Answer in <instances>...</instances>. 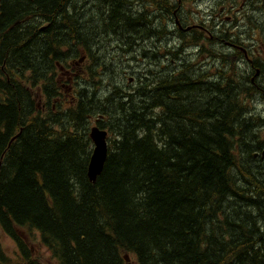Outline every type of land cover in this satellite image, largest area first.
<instances>
[{"label":"trees","instance_id":"obj_1","mask_svg":"<svg viewBox=\"0 0 264 264\" xmlns=\"http://www.w3.org/2000/svg\"><path fill=\"white\" fill-rule=\"evenodd\" d=\"M83 1L0 0V73L20 69L15 79L0 76V232L17 244L20 261L0 240V264H41L27 241L34 233L58 264H264V45L256 56L253 48H228L224 40L237 43L226 35L214 37L208 51L225 67L205 73L211 88L191 83L190 63L157 55L158 73L140 78L125 67L118 81L131 74L137 84L124 92L104 78L114 62L100 56L111 41H95L92 31L104 26L93 29L77 15ZM119 1L95 0L93 10L115 9L111 27L126 39L138 22L129 21L125 2L116 9ZM45 22L50 28L32 38ZM135 34L143 48L158 36ZM161 35L171 36L164 28ZM84 39L98 59L89 65L92 86L80 87L64 117L40 112L28 68L43 72L61 46L70 53ZM189 51L186 62L200 66L203 48ZM95 124L109 132V154L91 182Z\"/></svg>","mask_w":264,"mask_h":264},{"label":"flooded vegetation","instance_id":"obj_2","mask_svg":"<svg viewBox=\"0 0 264 264\" xmlns=\"http://www.w3.org/2000/svg\"><path fill=\"white\" fill-rule=\"evenodd\" d=\"M204 1L205 2L201 5H197L196 0H120L116 7L117 10L118 7H125V5L132 8L133 15H129V21L137 19L138 24L134 28L135 33L144 32L146 30L158 32V36H153L154 41L150 45L152 49L151 52H147L146 48L142 47L140 38H137L136 34L132 33L126 38V43L125 40L122 42L123 45L121 50L124 51L122 59L120 58V60L124 62L137 60L143 53L151 55L156 60L158 59L156 58L157 55L159 57L161 56L163 59L164 56L169 53L167 50L172 49L174 51V56H172L171 62H177L178 60H187L192 57L191 51H187L188 55L182 53L183 47L188 49L187 47L198 46L199 48H203V52L200 51L198 59L204 60L203 69L205 70L206 59L210 55L208 49L211 47L214 38L213 32H221L225 27L233 28L232 31L242 32H260L264 30V0ZM93 7L95 8L97 6ZM105 11H107V13L102 15L101 9L96 8L95 10H91L89 6L85 11L78 14L75 12L74 14L82 15L87 24H89L88 22L91 23L90 26L93 29L97 27L98 23H102L104 26L103 33L92 31L96 34L95 41L101 44L107 39L110 40L111 36H113L115 39H111L112 43L118 49L117 43L125 38L120 36L117 31L113 32L114 34L111 35V32L114 30L111 25L116 23L113 14L115 9L108 7L104 12ZM104 16L106 19L103 18ZM30 21H36V19H30ZM27 26L30 25L28 24ZM50 26V22H45L39 29L34 30L36 33L32 38L38 37L41 32L48 30ZM54 27L55 32L63 28L60 22L59 25L55 24ZM163 28L171 35L168 40H166L168 41L167 44L163 39V35H161L163 33ZM105 34L106 36H104ZM194 34L198 37L197 43H192V38H190V35L194 36ZM224 42L228 44L227 41L224 40ZM251 42L252 45H247L248 42L242 41L240 44L237 43V45L227 46L235 51L243 48V46L247 49H255L264 45V42L261 44L260 41L254 40L253 38ZM181 43L182 47L180 46ZM165 44L166 47L164 49H166V54L161 51ZM110 49L108 47H102L103 55H105L112 64L114 59L112 58L113 54H110ZM111 50L115 51L116 49ZM157 50L159 53H156ZM141 51L143 53H141ZM132 53H134L133 57L131 56ZM59 54L60 57L57 56L56 59L50 55L49 60L51 64L47 65L43 72H41L42 69L37 71L34 67H29L27 70L30 80V89L35 100H37V108L40 112L49 114L52 117L55 115L64 117L67 109L78 102V88L80 86L82 87L83 81L86 80L83 78L90 77L93 79L95 75L91 74L89 65L98 62V59L93 57L95 53L90 44V39H84L83 42L80 40L76 43L74 42L70 47V53L66 45L61 46ZM200 70H202V68H200ZM18 75H20V69H13L12 67L6 68V66L2 68L0 73L1 77H5L8 80L15 79ZM95 78H97V76ZM36 79H41L38 87H36ZM129 79L131 80L133 78ZM65 97L70 98L65 100Z\"/></svg>","mask_w":264,"mask_h":264},{"label":"rangeland","instance_id":"obj_3","mask_svg":"<svg viewBox=\"0 0 264 264\" xmlns=\"http://www.w3.org/2000/svg\"><path fill=\"white\" fill-rule=\"evenodd\" d=\"M85 3H87L88 6ZM79 5L80 6H78L76 8L77 9L76 11L79 12V13H81L82 11H85V9L88 8L89 6L91 7V10L94 9L93 6H97V5H95V0H84L83 2L79 3ZM259 18H260V16H259ZM74 24H75V26H77L76 23H74ZM27 27H29V26H27ZM115 31H117V29L114 28V30L112 32H115ZM35 33H36L35 31L32 32L33 35ZM119 35L122 36V37L127 36V35L124 36V34L122 35L121 32H120ZM58 36L59 35L56 34L55 36H53V38L51 40L52 43H54V45H53L54 47H56V42H57V40H56L55 37H58ZM252 37H253L254 40L260 41V43L263 44L264 35H262L260 33L259 34L256 33ZM111 39H115V38H113V36H111V38H110L111 45L109 47V49L110 48L111 49H116L115 51H112L110 49V54H113V57L112 58L114 59V66L110 70V74L108 73L104 78L105 79L112 78L113 79L112 81L114 82L113 85H116V88H120V89H123L124 88V92H126V89H127L128 85H129V83L127 85L126 83H124V80H123L122 83L118 81L122 77L121 75L124 73L125 67H127V68L130 67L129 70H131L132 72H136L137 75H139L138 77H140V78H144L146 76V74L151 75L153 73H158V71H156V70L154 71V69H157L158 68V67H154V66H156L154 64L157 63V62H160V60L159 59H157V60L154 59V57H152L149 54H143L137 60L130 61L132 63L131 65H128L126 62L121 61L120 58L122 57V52H121L122 45H123L122 42L125 40V43H126V39H121L117 43V46L119 47L118 49L114 46V44L112 43V40ZM152 41H153V39L150 42H152ZM150 42L145 43V48H146L147 52H151V50H152L150 48ZM165 43L167 44V42H165ZM214 49H215V51H218L219 50V47L214 45ZM156 53H159V51L157 50ZM187 54H184V55H187ZM102 56H103V53H102V55L100 57H102ZM131 56L133 57L134 56V53H132ZM172 56H174V53H171L170 55L167 54V55L164 56L163 60L165 62H168L169 63L170 61H172ZM156 58H157V56H156ZM234 61H235V59H234ZM177 62L179 64H181V63H190L192 65V67L197 70L198 73L200 71V68H202V70H203V67H204V65L197 66L195 64V61L194 60L187 61V62H186V60H178ZM214 62L215 63H219L218 66L220 67V63L221 62H219V61H214ZM164 65H167V64H164ZM222 67H224V66H222ZM85 68H86V66H85ZM148 69H151L153 71H151V70L148 71ZM210 69H212V67H210ZM197 72H195V74H196V76L194 77L195 80L192 81V82L199 81L197 83V85H200L201 87L204 86V88H211V85L210 84L213 81H212L211 77L208 78L205 75V73H207L208 70L205 69L204 72L201 71V74H198ZM183 73H185V72L183 71L182 74ZM127 77H131V76L130 75H127ZM212 77L214 79H218L217 77H219V76H212ZM83 79H86L85 82H84V85L89 84V87L92 86V84L89 83L92 80L90 77H84ZM184 80L185 81L188 80V82H190V79H183L182 81H184ZM178 87H181L182 88L181 84ZM87 89H88V91H91V88H87ZM110 89H111V86L109 84V90ZM68 98H70V97H65V100H68ZM68 106H69V103H68ZM261 110L264 111V103H262V105H261ZM0 240H1L2 248H3L4 252L6 253V255L9 258L12 259L13 263L20 261V260H18L19 259L20 252H19V249L17 247V244L10 237L6 236L2 232H0ZM27 241H28V244H29V248H31L33 254L36 256V258L39 260V262L41 264H58L57 261L52 258V255L49 253V251L42 245L41 240H40V236H39L38 233L30 234V236L28 237Z\"/></svg>","mask_w":264,"mask_h":264},{"label":"bare ground","instance_id":"obj_4","mask_svg":"<svg viewBox=\"0 0 264 264\" xmlns=\"http://www.w3.org/2000/svg\"><path fill=\"white\" fill-rule=\"evenodd\" d=\"M203 2H205L204 0H196V4L197 5H201ZM43 20V19H42ZM76 23V22H75ZM134 24V23H133ZM134 26V25H133ZM232 27H234V26H232ZM232 29L233 28H231V27H225V28H223L222 30L224 31V33H220V32H213V36L214 37H221V36H223V35H226V38H230L231 40H233V41H235L236 43H238V44H240L242 41H246V42H248L247 43V45L249 44V45H252V42H251V39L253 38L252 36L255 34V33H260V34H264V30H261L260 32H242V31H232ZM153 37V36H152ZM182 41V40H181ZM184 41V40H183ZM184 43V42H183ZM225 43V42H224ZM226 46L227 45H234V44H231V43H229L228 42V44H225ZM181 47H182V43H181V45H180ZM188 49H186L185 47H183V50H182V53L183 54H187L188 52L187 51H189V47H187ZM211 48V47H210ZM140 49V48H139ZM243 51H246L247 50V48H244V46H243V48H241ZM223 52V51H222ZM137 53V52H136ZM140 53V52H139ZM141 53H143L142 51H141ZM199 53L200 52H198V55H199ZM144 54V53H143ZM225 54V53H224ZM188 55V54H187ZM247 56V55H246ZM233 57V59H235V61H237V56H232ZM197 60H198V62L199 63H197V64H199V65H203V63H204V60L203 59H198V57L196 58ZM209 61V62H208ZM214 61H217V60H213L212 58H211V54L207 57V59H206V69L209 71V73H210V71L214 68V69H216V70H218L217 68H219V66H218V64L219 63H215ZM250 65H251V63H249ZM208 66V67H207ZM221 66H223L222 65V63H220V68H221ZM210 67H212V69H210ZM225 67V66H224ZM205 70L203 69L202 70V72H204ZM224 72V71H223ZM109 73V72H108ZM216 73V72H215ZM213 74V73H212ZM219 74V73H218ZM218 74H214V75H212V76H219ZM127 75H129V74H127ZM127 75H126V78L129 80L128 82H126L125 81V83L128 85V83H130V84H133V85H135V84H137V78L136 79H129V78H132V76H131V74H130V76L131 77H127ZM184 74H182L181 76H183ZM261 75V71L259 70V69H257L256 70V75H255V78L256 77H259ZM180 76V77H181ZM183 79H186V77L185 76H183L182 77ZM126 80V79H125ZM195 80V79H194ZM185 81V80H184ZM199 81H197V82H191V83H194V84H197Z\"/></svg>","mask_w":264,"mask_h":264},{"label":"water","instance_id":"obj_5","mask_svg":"<svg viewBox=\"0 0 264 264\" xmlns=\"http://www.w3.org/2000/svg\"><path fill=\"white\" fill-rule=\"evenodd\" d=\"M90 137L94 149L88 167V177L91 182H96L103 172L109 154L108 132L96 126L91 129Z\"/></svg>","mask_w":264,"mask_h":264}]
</instances>
